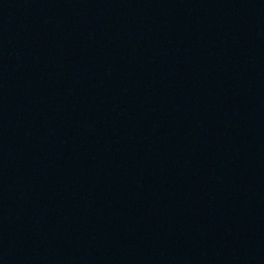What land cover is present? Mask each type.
<instances>
[{
	"label": "water",
	"instance_id": "1",
	"mask_svg": "<svg viewBox=\"0 0 264 264\" xmlns=\"http://www.w3.org/2000/svg\"><path fill=\"white\" fill-rule=\"evenodd\" d=\"M211 264H264V0H142Z\"/></svg>",
	"mask_w": 264,
	"mask_h": 264
}]
</instances>
